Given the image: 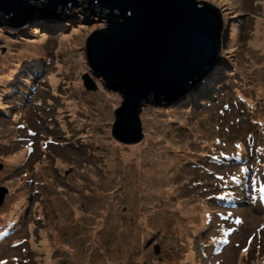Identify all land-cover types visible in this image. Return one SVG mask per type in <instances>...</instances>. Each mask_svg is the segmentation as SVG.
Returning <instances> with one entry per match:
<instances>
[{
  "label": "rangeland",
  "instance_id": "1",
  "mask_svg": "<svg viewBox=\"0 0 264 264\" xmlns=\"http://www.w3.org/2000/svg\"><path fill=\"white\" fill-rule=\"evenodd\" d=\"M197 1L223 13L220 45L223 60L214 74L230 72L236 88L243 87L253 101L255 109L248 110L249 116L264 127V46L259 50L250 45L257 22L264 21V0ZM91 37L86 16H76L57 27L36 20L23 37L0 36V188L7 190L1 204L0 222L13 214L9 211L10 202L19 199L22 204H28L26 198L31 195L26 191L36 192L31 193L34 196L31 208L32 213L36 209L38 214L27 236L24 227L22 234H17L16 238L21 241L26 236L21 248L10 249V241L0 246V264L11 262L12 257L14 264H76L72 260L87 264L96 259V253L100 254L97 259L111 258L115 264H168L171 259L178 263L187 241L181 245L180 237L170 235L172 230L176 229L177 236L189 232L183 219L188 217L190 209L204 210L203 203L217 190L208 183L212 180L211 174L201 176L193 169L184 170L185 163L198 161L227 129L236 132L230 137L242 145H247L246 134L251 132L253 140H263L264 146V136L254 133L244 119L248 117L246 114L233 117L230 114L228 119L224 118L223 128L213 126L218 111L226 113L219 105L203 106L197 114L196 110L188 111L183 106L163 113L143 110L139 114L143 138L137 147L142 159L126 161L119 156L122 147L104 134L103 127L116 98L87 65L85 46ZM31 50L39 53L33 55ZM37 70L38 73L34 72ZM29 73H35L36 82L40 83L36 86V103L43 104L41 109L46 114L37 115L28 103L19 108L18 102H14L16 97L11 96V84L23 80ZM231 88L233 85L228 84L226 93H221L225 103L231 101ZM149 121H155L151 129L147 128ZM19 122L25 123L33 134L26 138ZM149 146L156 153L150 160L151 169L144 163L149 159L145 155ZM220 148L226 156L231 145L224 143ZM15 156L22 157L13 162ZM137 162L141 167L136 166ZM259 162L256 158L257 165ZM211 169L218 176L232 170ZM259 169L264 175L261 165ZM145 171L153 173L156 185L145 186ZM176 171L183 173L184 179L176 181ZM131 173L138 179L135 178L141 191L134 195L135 200H131L130 186H125ZM188 182L191 186L184 188ZM262 185L252 182L250 189L255 192L249 188L248 192L255 195H248L240 208L229 206L236 211V216L241 213L242 222L238 231L230 235L229 246L212 255L209 264H246L245 254L239 251L248 243V240L244 243L248 235L264 221V194L259 192ZM202 195H206L204 199ZM34 227L36 230L32 233ZM43 233L50 239L56 236L60 239L58 245L51 242L49 255L42 246L37 247ZM16 238L13 237L14 245ZM146 238L151 242L136 254L134 244L141 245ZM259 240L253 239L247 245V256L262 251L257 244ZM33 242L36 248H32ZM155 245L160 248L159 255L154 254ZM263 252L259 259L264 260ZM194 259H198V254Z\"/></svg>",
  "mask_w": 264,
  "mask_h": 264
},
{
  "label": "water",
  "instance_id": "2",
  "mask_svg": "<svg viewBox=\"0 0 264 264\" xmlns=\"http://www.w3.org/2000/svg\"><path fill=\"white\" fill-rule=\"evenodd\" d=\"M217 11L197 0H0V36L18 39L36 20L57 27L86 16L87 65L116 98L104 134L135 149L143 138L140 112L173 109L220 64ZM5 194L0 188V205Z\"/></svg>",
  "mask_w": 264,
  "mask_h": 264
},
{
  "label": "bare ground",
  "instance_id": "3",
  "mask_svg": "<svg viewBox=\"0 0 264 264\" xmlns=\"http://www.w3.org/2000/svg\"><path fill=\"white\" fill-rule=\"evenodd\" d=\"M261 40H263V41H261ZM263 42H264V21H262V22L260 21V22H257V24H256V29H255V32H254V38L251 41L250 45H252V46H254V47H256V48H258L260 50L264 46ZM30 52L33 55H36V54L39 53L38 50H31ZM217 69H218V67L214 70L212 75H210V77L208 78V79H210L209 82L208 81L202 82L198 87H196L193 91H191L190 94L195 92V91L196 92L194 94H192V96L189 95L191 97H189V98L187 97L188 99L183 100L179 105L176 106V108L180 109V107L183 106V108L185 110L194 111L192 109V107L195 106V96L201 97V99H203L204 101L208 102V106H205V108L210 106L209 103L212 104L213 102L217 101L218 98H219V95H216L215 97L211 98V93H210V92H212L211 90L213 89V85H214L212 80L216 79V76H217V73L214 74ZM0 70H1V68H0ZM34 72L38 73L39 71L37 70V71H34ZM227 74H228V72H225L224 75L227 76ZM36 78H37V76L35 75V73H29L27 75V77L24 78L23 80H18V82H14V83H12L13 80L10 81V83H12L11 86H10L11 96L14 95L16 97L14 102H18V104H19L18 107L19 108L22 107L21 105H23L25 103H30L34 93L37 90L36 86H40V83L36 82ZM225 84H227L226 80H223L221 83H219V87H220L221 91L227 90L226 87H224ZM206 90H210V91H208V95L205 98H203L202 95L205 92H207ZM17 92H19L20 95H17ZM15 109H17V107ZM201 111L202 110H199L196 113H200ZM154 124H155V121H149L148 124H147V128L148 129L153 128ZM148 149H149V151L145 155L149 159H145L144 163H145V165H149V167L151 169L152 168V163H151L150 160L153 159L154 156H156V153H155V150H154L153 147L149 146ZM120 151H122V153L119 156L123 157L126 161L131 160V159H133V161H135L136 158L142 159L140 157L141 156V152H139L137 148H135V149H126V148L123 149L122 148V149H120ZM149 152H151L152 155ZM21 157L22 156H15L13 158V162L18 161L19 159H21ZM252 157H254L253 154L251 155V159H252ZM205 163H206V158H201L200 161L196 162L192 166H202ZM227 164L228 163H226V165ZM136 166L141 167V163L137 162ZM13 167H17V166H13ZM133 170H136V171L139 172V170L136 167H134ZM248 177H249V175L247 174L246 177H245L246 185L244 184L245 181L242 184H240V187L241 186L244 187V191L241 192L242 199H236V198L235 199H228V197L224 196V197H221V198H219L217 200L216 206H238L239 207V205H241L244 201H247L248 188L250 190V187L249 186L247 187ZM135 178L136 177L131 173V175L129 176V178H128L126 184H125V186L128 184L130 186V188H131L129 190L130 193H132V195H133V198H131V200H135V197H134L135 194H141V191H140V188H139V183L136 184L138 179L136 178L137 179L136 180ZM152 178H153V173L151 171H150V173L148 171L146 173H144V179L143 180L146 183L145 186H147V184H155L156 185V183H155L156 179L152 180ZM245 187H247V189ZM263 187H264V184L261 186L260 190H262ZM25 193L27 194V193H36V192L26 191ZM260 193H261V191H260ZM139 199L142 200L143 197H141V198L139 197ZM26 200L28 201V204H26V205L22 204L19 199L16 200V201L10 202V205H9L10 206L9 207L10 210L9 211H10V213L13 212V220L10 222V226H9L8 229H13V230H15V232H17V231L20 232L22 230V228L24 227V229L27 232H29L30 226H35L34 222H32L30 224L26 223V220H31L32 219V217L30 215H28L27 212H28V210L30 209V207L33 204L34 196L27 197ZM2 205H0V210L2 208ZM202 208L204 210L197 209V211H194V212H193L192 209H190L189 212H188L187 223L188 224H190V223L196 224V221H198V224H203L204 225V228H199V231L201 233L204 232L205 235H208L209 228H208V226L206 224H207V221L209 219H211V217H212V214L210 212H208V210H210L211 207L206 202H204L203 205H202ZM33 212L35 214H37L36 209ZM75 215H77L76 214V209H75ZM35 230H36V228L34 227L31 232L33 233V232H35ZM151 230L152 229H150L149 231H151ZM149 231H148V233H149ZM19 232L14 233L13 237L16 238V235ZM159 235H161V234L159 233ZM170 235L174 236L176 238L180 237V236L176 235V229H173L172 233ZM41 236H42V239L40 240V242H39V239H37V242H39V244H40V245L37 244V247H41L42 246V248H43L44 252L46 253V255H49L51 253V250L48 249V247H51V245H50L51 242L56 244V245H58L60 239L57 236L54 239H50L47 236V234H44V233L41 234ZM181 236H185V235H181ZM16 240H17V238H16ZM179 240L184 242L185 238H179ZM190 240H191V242H194V239H192L191 237H190ZM150 242L151 241H149L146 238L143 244H141V245L134 244L137 247L136 248V250H137L136 254L139 252V250L144 245H147ZM1 245L2 244H0V246ZM190 245H191V249H194L196 251V253L203 252L202 254H200L202 256H201L199 264H203L205 257L214 255L221 248L220 245H217V246H212L211 248H206L205 247L203 249V243H196V244L192 243ZM138 246H139V248H138ZM155 246H153V247H155ZM32 248H36V243L35 242H33ZM260 253L258 254L257 258H255V259H250L249 256H247V257L245 256L246 264H259L260 261H264V260L258 258ZM99 255H100L99 253H96L95 254L96 259H93V260L91 259V260H89L88 263L87 262L86 263L87 264H115L114 260L111 259V258H106L105 260H103L101 258L103 261H101L100 259H97L99 257ZM50 259H51V257L48 258V260H50ZM130 259H131V257L128 258V260H130ZM263 259H264V257H263ZM71 262H74L76 264H84V263H80L79 261H76V260H72ZM168 264H187V262L185 263L184 260L178 259V263H176L174 260L171 259V263H168Z\"/></svg>",
  "mask_w": 264,
  "mask_h": 264
},
{
  "label": "trees",
  "instance_id": "4",
  "mask_svg": "<svg viewBox=\"0 0 264 264\" xmlns=\"http://www.w3.org/2000/svg\"><path fill=\"white\" fill-rule=\"evenodd\" d=\"M222 13V11H221ZM223 17V13L221 14ZM4 20L5 18L3 16L0 15V20ZM6 23V22H5ZM223 57H221V62L222 63ZM219 64V66H220ZM218 66V67H219ZM225 72H220L219 74H217L216 79H213V89L211 90V98L215 97L216 95H219V98L217 101L213 102L212 104L209 103V107H211L214 103H215V107L216 106H221V109L224 110V107L226 106L225 104V98L224 93H222L220 87H219V83H221L223 80L227 81V84L224 85V87H227L228 84L233 85V88L230 89V93L233 94L232 97L229 98V100H231V102H234V104L236 105V109L234 110L236 113L239 114H246L244 119H246L249 121L250 118H252L253 116H249L250 112L248 110H254L255 107L252 104L253 101L247 97L246 92L244 90V88L242 87L241 90H239L238 88H236V86L234 85V81L229 77L230 72H228L227 74V79H225ZM219 76V77H218ZM218 77V78H217ZM239 80L240 77H239ZM238 90L239 94H235V91ZM207 92H205L202 97L205 98L208 95V91L210 90H206ZM226 93V91H225ZM196 95V94H195ZM241 95V98L243 97V99L239 98L238 96ZM223 97V98H222ZM247 98V100H246ZM42 103H40L41 106ZM203 106H208V102L204 101L203 99H201V97L195 96V106L192 107L193 110L199 111L201 110V108ZM208 108V107H206ZM184 109V108H183ZM49 110L51 111V108H49ZM174 110V109H172ZM197 114V113H196ZM224 121L223 119H220V117L216 118V120L212 123L213 126L217 125L220 126L221 128L224 127ZM235 123V121H234ZM233 124V123H232ZM252 124V123H251ZM254 130H258L257 132L260 133L262 136L264 135V131L262 130L264 127L259 123V122H254L252 124ZM234 134H236V132L232 129L230 131H228V129L226 130L225 135H220V139L216 140L214 142V146L207 148V150L205 152H203V154H201L200 158L198 161H200L201 158H206V163L202 166H192L193 164H195L198 161H193L191 162L189 165H186L188 163H185V168L184 170L187 169H193L195 172H198L199 175L203 176L204 172L207 171V168H214V167H226L231 168L232 170L230 172H228L227 170H225V172L223 173V175L221 176H217L215 174H211L210 176H212V180H210V182H208L214 189H217L213 195L215 193L220 192L221 195L228 197V199H242V195L241 192L244 191V187H240V184H242L245 181V177L248 174V186L250 187L251 183L254 182L255 180V175L257 174L258 171V167H257V163L255 158L256 157H261L264 159V146L263 149H258L260 147V145H244V152L242 153L240 151V148L238 147V145H236L237 139H232L230 136H234ZM228 138H230L231 142H229ZM224 143H226L227 145H232L231 149L229 150L228 154L226 156H224L219 147L221 145H224ZM254 155V157H252L251 159V155ZM226 163H228L226 165ZM252 165V166H251ZM187 167V168H186ZM260 167V165H259ZM261 167H263L262 171H264V162H261ZM252 168V169H251ZM251 170V171H250ZM259 178L263 180L264 182V175L261 174V169H260V173H258ZM184 174L183 173H178L177 171L175 172V176L174 178L176 179V181H178L179 179H184ZM199 181H201L199 179ZM241 181V182H240ZM203 182V181H202ZM190 182H188L184 188L186 186H191V184H189ZM201 186L199 185V188ZM183 187L181 189H184ZM252 190V189H250ZM175 190H173V192H175ZM264 191V190H263ZM210 195L207 203L208 205L211 207L210 210H208V212H210L212 214V218L213 219V206L210 205L209 203L212 202V204L215 202L216 198ZM204 198V196L206 195H202ZM30 197V196H29ZM28 214V212H27ZM13 216V214H12ZM184 223L187 224V230H189V232H186L185 234H179L180 238H185V241H181V245L183 243L187 244H196L199 243V241L201 240V238L205 235L204 232L201 233L199 231V228H204L203 224H194V223H187V218H184ZM209 221V220H208ZM207 221V222H208ZM207 225V224H206ZM181 235H185V236H181ZM190 237L192 239H194V242H191ZM214 243H211L210 241L207 243V246H214ZM257 244L259 245V249L264 250V238H261L259 241H257ZM194 249H190V251H193ZM196 251H193V255H196ZM259 252L254 254V253H249L248 255L250 256V259H255L257 258ZM247 255V254H246ZM245 255V256H246ZM184 258V257H182Z\"/></svg>",
  "mask_w": 264,
  "mask_h": 264
}]
</instances>
